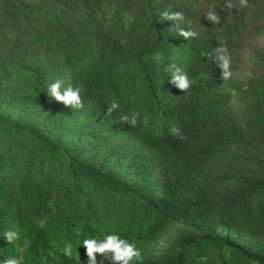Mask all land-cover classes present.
Instances as JSON below:
<instances>
[{
    "label": "trees",
    "instance_id": "16d2710c",
    "mask_svg": "<svg viewBox=\"0 0 264 264\" xmlns=\"http://www.w3.org/2000/svg\"><path fill=\"white\" fill-rule=\"evenodd\" d=\"M232 3L0 0V264H87L83 239L114 232L140 250L131 264H264V0ZM165 10L199 38L169 30ZM222 41L227 81L206 56ZM171 62L197 79L190 92L168 82ZM57 78L83 109L50 100ZM132 111L135 128L119 123Z\"/></svg>",
    "mask_w": 264,
    "mask_h": 264
},
{
    "label": "clouds",
    "instance_id": "9594fccd",
    "mask_svg": "<svg viewBox=\"0 0 264 264\" xmlns=\"http://www.w3.org/2000/svg\"><path fill=\"white\" fill-rule=\"evenodd\" d=\"M238 4L241 8H247L249 0H238ZM225 7L230 10L236 9L232 0H225ZM160 18L162 21H172L173 26L169 30H174L184 40L188 41L199 38V33L193 29L191 21L186 18L183 12L165 10L160 13ZM205 18L212 24L220 23V14L213 7L208 9ZM126 21H134V17L126 15ZM218 39L220 38L218 37ZM206 56L211 63H215L216 67L220 69V79L227 81L232 78V58L225 42L222 41L218 47L206 53ZM153 59L160 62L162 59L161 53L159 51L154 53ZM165 71L170 73V80L168 82L184 94L190 92L193 85L197 83L195 77H190L175 62L169 63ZM46 92L50 100L62 103L72 110H81L84 107L81 95L82 88L80 86H73L71 83H66L63 79L57 78L49 83ZM120 107L119 102L113 99L107 107V117L118 112ZM140 120L141 114L136 111L119 116V123L129 125L131 128H135ZM143 124L145 126L148 124L147 115L143 117ZM169 134L181 141L188 139L187 135L178 126H172ZM79 236L80 233L77 232V237ZM4 239L9 244H14L20 240V232L12 229L6 230L4 232ZM82 246L86 249L87 264H105V261L110 262V264H131L134 260L140 261L142 259L141 252L136 247V244L126 238H121L115 232L104 236L103 239L96 237L85 238L82 241ZM72 251V244L66 243L62 249V254L67 258H71ZM98 254L101 257L100 260L97 259ZM3 264H22V259L20 256H10L3 261Z\"/></svg>",
    "mask_w": 264,
    "mask_h": 264
},
{
    "label": "rangeland",
    "instance_id": "374dc122",
    "mask_svg": "<svg viewBox=\"0 0 264 264\" xmlns=\"http://www.w3.org/2000/svg\"><path fill=\"white\" fill-rule=\"evenodd\" d=\"M259 44H260V45H263V44H264V40H262L261 43H259ZM165 239L168 240V238H166V237H165ZM165 239H164V240H165ZM164 240H162V241H164Z\"/></svg>",
    "mask_w": 264,
    "mask_h": 264
}]
</instances>
